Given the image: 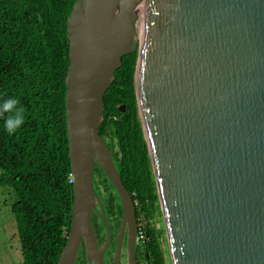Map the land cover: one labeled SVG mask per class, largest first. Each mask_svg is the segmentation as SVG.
Masks as SVG:
<instances>
[{
	"label": "water",
	"instance_id": "water-1",
	"mask_svg": "<svg viewBox=\"0 0 264 264\" xmlns=\"http://www.w3.org/2000/svg\"><path fill=\"white\" fill-rule=\"evenodd\" d=\"M66 117L74 202L58 264H104L99 166L120 196L113 264L136 260V205L101 137L104 97L137 53L172 264H264V0H77L68 21ZM121 111H126L125 106ZM138 233V234H137Z\"/></svg>",
	"mask_w": 264,
	"mask_h": 264
},
{
	"label": "trees",
	"instance_id": "trees-1",
	"mask_svg": "<svg viewBox=\"0 0 264 264\" xmlns=\"http://www.w3.org/2000/svg\"><path fill=\"white\" fill-rule=\"evenodd\" d=\"M77 0H0V96L27 110L17 136L0 121V189L11 196L22 264H58L70 231L74 187L66 117L68 21ZM104 97L99 133L140 220L139 264H172L153 162L136 92L137 53L123 57ZM125 106L123 113L121 107ZM95 191L121 217L119 194L96 166ZM161 228L156 227L157 217ZM101 228L106 229L101 220ZM166 243L167 248L164 247ZM76 264H87L81 248Z\"/></svg>",
	"mask_w": 264,
	"mask_h": 264
},
{
	"label": "rangeland",
	"instance_id": "rangeland-1",
	"mask_svg": "<svg viewBox=\"0 0 264 264\" xmlns=\"http://www.w3.org/2000/svg\"><path fill=\"white\" fill-rule=\"evenodd\" d=\"M140 117L146 134V123L142 112H140ZM96 174L95 171V178ZM156 227H162L159 216L156 219ZM164 247L167 248L166 243H164ZM168 259L171 260L170 253ZM0 264H22L17 224L11 211V196L2 189H0Z\"/></svg>",
	"mask_w": 264,
	"mask_h": 264
},
{
	"label": "flooded vegetation",
	"instance_id": "flooded-vegetation-1",
	"mask_svg": "<svg viewBox=\"0 0 264 264\" xmlns=\"http://www.w3.org/2000/svg\"><path fill=\"white\" fill-rule=\"evenodd\" d=\"M100 200L102 201L101 198ZM102 204H103V209L101 205L97 204V211L93 212L92 218H93L94 231L96 233V238L98 240L99 245L103 247V245L108 241V238H109V233H108V229L106 228V226H105L106 229L101 228V220H102L101 213L104 212L108 220L110 232L112 236L111 243L108 246L107 250L105 251L104 264H113L114 255H115V252L117 250V245H118L117 238H118V234L120 231L123 211H122L121 217H119L118 215H115L109 208H108V213H106L103 201H102ZM136 218H137V226H138L137 231L139 233L140 220L137 217V215H136ZM129 230L130 229L127 227L123 235L122 249H121V264H127V241H128V236H129ZM137 241H138V236H136V260H137ZM137 263H138V260H137Z\"/></svg>",
	"mask_w": 264,
	"mask_h": 264
},
{
	"label": "clouds",
	"instance_id": "clouds-1",
	"mask_svg": "<svg viewBox=\"0 0 264 264\" xmlns=\"http://www.w3.org/2000/svg\"><path fill=\"white\" fill-rule=\"evenodd\" d=\"M27 120V110L21 100L15 96H0V121L2 130L8 136H17Z\"/></svg>",
	"mask_w": 264,
	"mask_h": 264
},
{
	"label": "bare ground",
	"instance_id": "bare-ground-1",
	"mask_svg": "<svg viewBox=\"0 0 264 264\" xmlns=\"http://www.w3.org/2000/svg\"><path fill=\"white\" fill-rule=\"evenodd\" d=\"M139 98H140L141 112H142V114H143V116H144L143 102H142V95H141L140 90H139ZM144 118H145V117H144Z\"/></svg>",
	"mask_w": 264,
	"mask_h": 264
},
{
	"label": "built area",
	"instance_id": "built-area-1",
	"mask_svg": "<svg viewBox=\"0 0 264 264\" xmlns=\"http://www.w3.org/2000/svg\"><path fill=\"white\" fill-rule=\"evenodd\" d=\"M72 182H73V178H72V180H71ZM139 236V235H138Z\"/></svg>",
	"mask_w": 264,
	"mask_h": 264
}]
</instances>
